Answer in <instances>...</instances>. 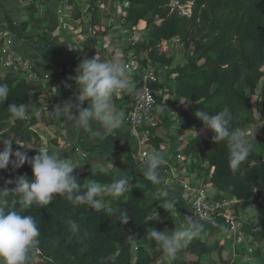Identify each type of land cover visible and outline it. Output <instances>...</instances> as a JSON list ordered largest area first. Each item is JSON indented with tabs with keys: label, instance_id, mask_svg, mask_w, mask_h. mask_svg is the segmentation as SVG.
I'll list each match as a JSON object with an SVG mask.
<instances>
[{
	"label": "trees",
	"instance_id": "obj_1",
	"mask_svg": "<svg viewBox=\"0 0 264 264\" xmlns=\"http://www.w3.org/2000/svg\"><path fill=\"white\" fill-rule=\"evenodd\" d=\"M24 15L22 28L41 26V0H20ZM127 3L121 27L129 35L125 53L137 63L133 74L134 88L140 81L141 69L150 60L158 72L164 68L165 81L154 84L155 112L164 129L175 127L176 134L185 137L179 150L189 160L193 170L202 173V181L235 200L236 204L258 205L264 209V0H176L180 5L189 2L190 14H181L171 6L172 0H122ZM71 5L72 0H67ZM96 9L90 0L85 11ZM82 9L73 7L71 20H80ZM145 22L136 40L131 34L139 22ZM101 19L94 11L90 14L91 36L86 38L88 57L102 60V50H96ZM176 39L184 53L183 64L175 63L174 56L161 51L162 42ZM0 83L9 86V98L0 104V139L12 140L13 150L26 151L29 158L38 154L40 137L32 127L39 122L50 124L44 109L35 105L45 92L40 82L33 81L9 69L0 70ZM259 86V88H258ZM258 88L259 111L256 112L252 95ZM166 97V98H164ZM28 105V118L16 119L10 113V104ZM229 108L234 116L231 127L243 130L254 126L255 144L239 171L229 167V149L226 141L215 142L214 133L194 115L197 110L211 114ZM148 133L147 143L158 150L160 140L151 137L153 129L138 127ZM15 141L20 142L21 149ZM3 143L0 142V150ZM203 159V164L201 160ZM103 167L74 170L81 185L95 182L108 185L117 179ZM25 175L31 181L33 172L25 162L20 168L0 170V188L9 190L15 184L7 180ZM123 196L112 199L111 212L95 211L87 205H73L62 196L41 208L33 205L23 214L32 215L40 229V244L30 264H251L235 256H224L223 245L217 239H203L202 235L180 247L174 257H167L156 242L148 236L150 229L172 233L187 221L185 209L171 214L157 209L163 207L169 196L161 197L156 186L144 178L141 185H132ZM83 190V189H82ZM14 194L9 195V200ZM17 209L19 206H16ZM121 211H127V224L118 221ZM156 216V217H155ZM155 217V218H153ZM153 218V219H151ZM73 219L79 225L77 232L70 231L66 221ZM151 219V220H149ZM219 223V221L217 222ZM134 235L137 241L129 239ZM264 247L251 248L249 257L264 264ZM215 255V257L211 255Z\"/></svg>",
	"mask_w": 264,
	"mask_h": 264
},
{
	"label": "crops",
	"instance_id": "obj_2",
	"mask_svg": "<svg viewBox=\"0 0 264 264\" xmlns=\"http://www.w3.org/2000/svg\"><path fill=\"white\" fill-rule=\"evenodd\" d=\"M22 6L23 3L20 0H0V70H13L21 76L41 83L45 92L39 98L36 108L44 109V114L51 121L50 124L39 123L40 132L37 133L40 137L41 147H47L50 152L60 154L61 158L71 160L76 166L74 170H81L84 167H103L110 170L116 178H118L117 170H119L131 176V185H141L145 178L142 175L145 158L141 159L139 154L142 151L148 153L154 150L147 143L148 133L133 130L125 121L124 126L107 139L102 140L99 137L92 139L82 131L71 127L67 120L55 119L49 113L54 106L63 105L70 99L73 103L76 102L79 89L72 78L75 77L79 64L88 57L85 40L91 36L89 24H80L81 21H84L82 18L75 21L77 25L79 24L78 26H75L72 21L66 22L64 18L57 20L54 7L51 8L45 0L40 13L42 23L39 29L35 30L31 26L22 28L20 25L24 15ZM124 10L125 7L122 9L119 19L116 18L118 13L111 14L112 18L101 19L100 30L103 35L98 38L95 47L96 50H102L103 61L119 56L129 71L132 83L131 91L116 96L113 101L114 106L123 111L131 103L134 88L133 74L137 68V63L130 57V52L125 53L129 35L121 27ZM142 23V21L139 22L131 34L132 40L139 37ZM164 43L174 44L171 53L174 56V62L183 64L185 57H182L181 53L184 51L176 39ZM162 51L165 49L162 48ZM181 58L182 60H180ZM160 70L163 71H160L159 75L165 81L164 68ZM87 106L88 102L85 101L83 107ZM96 127L94 125V128ZM150 134L151 137H157L160 140L158 151L169 162L172 160L174 152L180 150L184 145L185 137L189 136L191 132L188 131L183 136H179L176 134L174 126L169 129L160 126V129L159 127L155 128ZM185 159L182 167L177 165L178 175L173 176L166 165L161 169V174L170 185L167 196H169V201L173 202L176 214L185 209L184 213L188 215L187 204L177 198L179 184L183 180L201 182L207 186V189L209 186L211 195L229 202L228 212L240 220L243 225L241 230L234 235L219 223L205 225V231L217 235H222L226 231V235L232 236L233 242L240 243L246 248L250 247L254 238L260 240L257 230L264 237V230L259 228L264 223V209L258 205L236 204L235 200L215 191L209 183L202 181V173L191 169L189 160ZM156 188L159 192V186ZM209 238L213 237L209 236ZM215 239L217 238L215 237Z\"/></svg>",
	"mask_w": 264,
	"mask_h": 264
},
{
	"label": "clouds",
	"instance_id": "obj_3",
	"mask_svg": "<svg viewBox=\"0 0 264 264\" xmlns=\"http://www.w3.org/2000/svg\"><path fill=\"white\" fill-rule=\"evenodd\" d=\"M72 79L79 89L76 102L73 103L70 99L63 105H56L49 112L50 115L58 120H67L71 127L92 139H107L124 126L126 114L122 109H117L113 101L116 96L131 91L132 83L129 71L119 56L108 61L96 57L84 59ZM9 91L8 84L0 83V104L8 100ZM85 101L88 102L87 107H83ZM8 109L16 119L28 118V105L13 103ZM194 115L206 128L213 131L212 139L215 142L226 141L229 167L233 172L239 171L250 155L252 145L243 130L231 127L234 119L232 111L225 107L216 114L197 110ZM94 125L97 127L94 128ZM0 142L3 143L0 150V170L8 168L10 164L13 168H20L27 162L34 177L30 181L27 176L21 175L14 181H5L6 185L14 183L13 189L0 188V264H30L38 250L41 234L36 219L32 215L23 214L31 206L44 208L52 203L54 197L62 196L73 205H87L95 211L106 209L111 212V201L107 198L121 197L132 188L131 176L117 169L118 178L108 185L95 182L81 185L73 175L75 164L69 159L61 158L56 152H50L47 147H40L38 154L29 158L26 151L13 150L12 140L3 138ZM15 144L20 146L19 141H15ZM166 164L165 156L153 150L146 153L142 168V175L152 185L159 186L161 197L168 195L170 187L161 174V169ZM101 171H106V168H101ZM10 194H14L11 200L8 198ZM173 207V202L168 201L164 209ZM129 220L127 211H121L118 221L127 224ZM66 223L71 232L78 231L79 225L75 220L68 219ZM204 227L203 223H197L189 217L179 230L168 233L150 229L148 236L165 255L174 257L180 247L199 237ZM129 239L137 241L134 235H130Z\"/></svg>",
	"mask_w": 264,
	"mask_h": 264
},
{
	"label": "built area",
	"instance_id": "obj_4",
	"mask_svg": "<svg viewBox=\"0 0 264 264\" xmlns=\"http://www.w3.org/2000/svg\"><path fill=\"white\" fill-rule=\"evenodd\" d=\"M157 81L159 75L155 65L147 60L141 69L139 85L131 95L130 106L124 111L125 121L133 130L141 126L155 129L160 124L155 112V96L159 94L154 87ZM146 153V151L140 152L139 157L145 158ZM185 160V156L179 150L175 151L172 160L167 161L166 167L173 176L178 175L177 165L182 167ZM177 198L188 206L187 219L191 217L195 222L204 225L219 221V224L226 227L232 235L243 227L242 222L228 212L229 202L210 195L207 186L201 182L183 180L179 184Z\"/></svg>",
	"mask_w": 264,
	"mask_h": 264
},
{
	"label": "rangeland",
	"instance_id": "obj_5",
	"mask_svg": "<svg viewBox=\"0 0 264 264\" xmlns=\"http://www.w3.org/2000/svg\"><path fill=\"white\" fill-rule=\"evenodd\" d=\"M89 1L90 0H72V3L73 4L70 5L67 2V0H56L54 2H52L50 0H46V2L49 3V5H50L51 8L54 7L53 10H54L55 14H57L56 15L58 17L57 20L58 19L59 20L60 19L62 20L64 18L66 22H70V21L74 22V25L75 26H78L79 25V24L77 25V23H75V21H78V20H75L74 21V20H71L70 19V14H71L72 8L74 6L75 7H78V8H81L82 11H83L81 18L84 21H81L80 24H83V23L89 24L90 14H91L92 11H94L96 13V15L98 16L99 19H102V18L106 19V18H109V17L112 18L111 17V14H113V13H118V17H116V18L119 19V17H121V11H122L123 7H126L127 6V3L126 2H123L122 0H93V1H95L96 9L93 8L92 11L90 12V11H85L87 9L88 5H89ZM41 3L42 4H45V0H41ZM171 6L177 8V10L181 14H184V15H189L190 14L191 4L189 2L180 5L176 0H172L171 1ZM41 10H40V13H41ZM60 22H63V21H60ZM141 26L144 27L145 26V22H143ZM89 27H90V25H89ZM31 28H33V27H31ZM57 28H58V26H57ZM139 34H140V32H139ZM138 36H140V35H138ZM173 45H174L173 43L171 45L170 43H164V42H162L160 44V46H159V49L162 51V48H164L166 52H168L169 54H171L172 53V48H173L172 46ZM181 52H182V50H181ZM181 55H182V57L184 56L186 58L187 53L185 54L183 52V53H181ZM180 60H182V58ZM160 71H163V70H158V75H159V72ZM159 80H160V82H163L164 81V78L160 77V75H159ZM161 80H163V81H161ZM36 82H38V81H36ZM258 88H259V86H258ZM258 88L256 89L255 93L251 97L256 112H258L259 111V108H260L259 100L257 98ZM36 107H37V105L35 106V110H40L39 107L38 108H36ZM44 116H45V118H47L46 117L47 115H44ZM39 123L36 124V125H34L32 127V129L35 132H38V133L40 132V129H39L40 127H38L40 125ZM158 127L160 129V126H158ZM207 129L208 128L203 127L200 130V133L205 132ZM243 131L245 132V134H246V136L248 138V142L251 143V144H255V129H254V126H252V125L251 126H248L247 128L243 129ZM261 139H264V131L261 134ZM262 154H263V159H264V151L262 152ZM201 163H204L203 162V159L201 160ZM208 190H209V186H208ZM209 193L211 195V191ZM164 207H165V205L163 207H161L160 209H157L155 215L158 214V213H160V211H162V210H166V209H164ZM175 209L176 208L173 207L172 209H167V210L171 214H176ZM179 222L181 224H184L185 223L181 218L179 219ZM259 228L264 230V223L261 224L259 226ZM257 231H258L257 236L258 235L260 236V237H258V238H260V240H256L254 238L252 240L249 248L243 247L240 243L233 242L232 241V236L231 235H226V233H227L226 231H225V233H222V235L211 234V232L205 231V233L202 235V238L203 239L204 238L205 239H210L209 236H211V237H213L212 239H214L216 237L217 240H218V242L223 245L222 252H223V255L224 256H230V255H232V256H235L239 260L246 261V262H249L251 264H256L257 263V260L254 259V258H250L249 257V251L251 250V248L261 247V246L264 247V237L259 234V230H257ZM218 237H220V238L218 239ZM232 248H233V250H232ZM233 252H234V254H233ZM211 256L215 257V255H213V254Z\"/></svg>",
	"mask_w": 264,
	"mask_h": 264
}]
</instances>
